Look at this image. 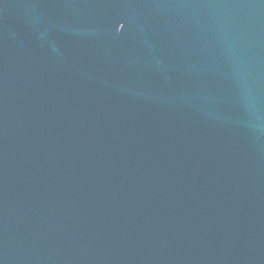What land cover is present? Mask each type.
I'll return each mask as SVG.
<instances>
[{
	"label": "water",
	"instance_id": "water-1",
	"mask_svg": "<svg viewBox=\"0 0 264 264\" xmlns=\"http://www.w3.org/2000/svg\"><path fill=\"white\" fill-rule=\"evenodd\" d=\"M0 264H264V0H0Z\"/></svg>",
	"mask_w": 264,
	"mask_h": 264
}]
</instances>
